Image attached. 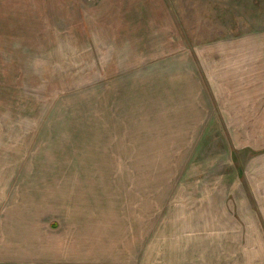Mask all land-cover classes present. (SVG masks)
<instances>
[{
  "label": "rangeland",
  "instance_id": "obj_1",
  "mask_svg": "<svg viewBox=\"0 0 264 264\" xmlns=\"http://www.w3.org/2000/svg\"><path fill=\"white\" fill-rule=\"evenodd\" d=\"M252 4L0 0V264H264L236 189L264 147L205 74Z\"/></svg>",
  "mask_w": 264,
  "mask_h": 264
},
{
  "label": "crops",
  "instance_id": "obj_2",
  "mask_svg": "<svg viewBox=\"0 0 264 264\" xmlns=\"http://www.w3.org/2000/svg\"><path fill=\"white\" fill-rule=\"evenodd\" d=\"M252 5L254 13L249 31L238 32L222 39L219 45L208 47L205 60L208 116L217 118L220 129L228 133L236 150L264 147L253 139L254 134L264 133V0H254ZM259 159V171L237 175L240 179L236 189L240 197L242 193L251 197V203H246L240 211L253 213V224L260 227L264 244V170H260L264 168L261 167L264 156Z\"/></svg>",
  "mask_w": 264,
  "mask_h": 264
}]
</instances>
